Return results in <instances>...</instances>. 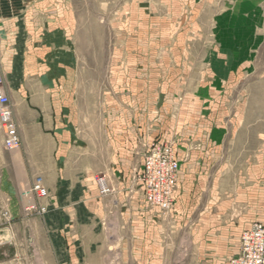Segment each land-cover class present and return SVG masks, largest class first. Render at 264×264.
I'll return each instance as SVG.
<instances>
[{
	"label": "crops",
	"instance_id": "crops-1",
	"mask_svg": "<svg viewBox=\"0 0 264 264\" xmlns=\"http://www.w3.org/2000/svg\"><path fill=\"white\" fill-rule=\"evenodd\" d=\"M186 5L260 10L264 0ZM72 10L71 0H0V66L22 143L6 151L0 127V264H230L242 234L263 222L220 176L222 149H174L180 176L168 213L145 199V153L138 171V149H91L95 135L82 126L73 92L79 83L69 80ZM37 177L49 192L47 212L28 217L20 195Z\"/></svg>",
	"mask_w": 264,
	"mask_h": 264
},
{
	"label": "rangeland",
	"instance_id": "rangeland-1",
	"mask_svg": "<svg viewBox=\"0 0 264 264\" xmlns=\"http://www.w3.org/2000/svg\"><path fill=\"white\" fill-rule=\"evenodd\" d=\"M71 2L69 80L91 149H138V171L153 144L222 149L220 176L264 225V9Z\"/></svg>",
	"mask_w": 264,
	"mask_h": 264
},
{
	"label": "built area",
	"instance_id": "built-area-1",
	"mask_svg": "<svg viewBox=\"0 0 264 264\" xmlns=\"http://www.w3.org/2000/svg\"><path fill=\"white\" fill-rule=\"evenodd\" d=\"M0 127L4 134L6 151H18L22 147L18 127L14 119L10 99L5 92L4 76L0 66ZM180 163L175 150L169 144L152 145L144 159L140 181L145 187V199L154 208L168 213L173 208V196L178 185ZM102 195L112 191L104 178L98 179ZM23 212L26 216H41L47 212L44 205L49 197L44 179L37 177L21 191ZM4 217L9 218L8 213ZM230 264H264V225L255 223L241 236L240 253Z\"/></svg>",
	"mask_w": 264,
	"mask_h": 264
}]
</instances>
